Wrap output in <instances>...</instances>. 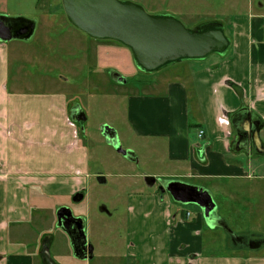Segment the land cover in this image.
Listing matches in <instances>:
<instances>
[{
    "label": "crops",
    "instance_id": "obj_1",
    "mask_svg": "<svg viewBox=\"0 0 264 264\" xmlns=\"http://www.w3.org/2000/svg\"><path fill=\"white\" fill-rule=\"evenodd\" d=\"M7 1L0 0V10ZM14 2L29 8L18 12L23 16L8 18L42 19L45 30L52 25L47 16L53 15L44 11L46 0ZM245 12L237 13L225 28L229 47L223 53L185 59L167 70L170 75L164 73L158 80V74L150 89L134 90L128 98L127 123L141 149H146L145 161L169 166L173 172L169 180L212 190L222 198L241 192L249 197L247 210L253 211L264 200L260 197L264 195V13L252 4ZM54 26L45 33L51 34ZM14 41L22 40L0 41V264H39V258L44 264L41 252L47 245L51 251L50 231L57 219L36 233L38 220L43 221V204L52 197L73 202L77 194H83L79 203L84 202L90 177L88 150L80 140L82 125L69 115L76 106L64 90L70 79L60 81L61 91L23 92L22 81L12 73L21 60V46ZM237 129L254 132L255 139H239ZM132 153L133 162H141L137 151ZM97 177L101 184L107 183L105 176ZM130 195L129 263L264 264V250L250 238L255 235L239 238L236 232L234 240L233 233L223 228L229 227V211L234 210L228 204L220 206L223 214L214 213V219L206 221L202 214L191 219L190 213L164 200L158 187L155 193L139 189ZM50 209L56 214L59 208ZM103 211L108 213L106 206ZM204 227L221 230L233 242H250V247L247 252L205 254ZM236 247L235 251L240 246Z\"/></svg>",
    "mask_w": 264,
    "mask_h": 264
},
{
    "label": "rangeland",
    "instance_id": "obj_2",
    "mask_svg": "<svg viewBox=\"0 0 264 264\" xmlns=\"http://www.w3.org/2000/svg\"><path fill=\"white\" fill-rule=\"evenodd\" d=\"M119 1L137 5L151 16L175 18L187 29L193 31L215 28L225 31V28L231 25L234 16L237 13H246L250 4L257 11L264 13V0ZM1 9L0 15L7 17L23 16L24 14L18 12L26 10L14 0H8ZM44 11H49L53 15L47 16L52 22L47 29L53 25L55 29H52L51 34H47L45 33L47 29L45 30L41 24V22L45 23V20H33L36 23L34 37L29 41H14L21 46L19 54L21 60L19 59V64L13 65L12 73L22 81L19 85L23 87L22 91L25 93L61 91L63 87L60 81L70 79L69 85L64 90L72 95V103L79 105L87 118L86 122L79 127V134L80 140L88 150L90 177L87 179L88 190L83 203L76 204L67 197L56 199L51 196L52 199H48L43 204L45 208L42 214L43 221L38 220L39 231L36 233L39 235L43 227L54 222L53 217L57 219L51 207L69 206L75 214L84 216L82 218L86 221V234L95 248V254L93 260L76 258L73 255L74 248L71 240L55 225V228L50 231L54 235V244L50 253L58 264H131L126 258L127 254H131L127 251L129 235L127 223L132 218L128 204L130 193L139 189L147 193H155L158 186L173 181L167 178L173 175V172L168 165L158 166L152 161H145L146 149H141L139 144L141 141L134 138L133 132L128 129V98L134 90L150 89L149 85L155 83L158 74V80H160L165 76L164 73H169L167 70L184 60L168 63L152 72L142 70L136 64L129 47L114 40H99L88 35L87 37L74 29L75 27L65 14L62 0H46ZM29 12L31 13L30 10ZM216 54L212 52L206 58ZM112 74H118L126 80V83L117 82ZM106 129L111 130L113 138L109 139L105 136ZM79 144L82 146L81 142ZM118 147L129 153L136 150L141 162L136 164L122 156L117 152ZM150 156L153 157L149 154ZM98 175L105 176L107 183L101 184ZM166 179H168L167 182ZM204 190L211 194L216 205L219 204L215 210L217 215L223 214L222 207H227V204L234 209L232 212L229 211L230 218L227 217L230 219L229 229L233 235L237 232L236 235L240 238L253 234L255 236L250 238L257 240L254 244H259L261 250H264V242L259 237H264V200L258 209L248 211L247 203L250 200L246 194L240 192L222 198L212 190ZM161 196L164 200L190 213L191 219L197 214H202L201 216L204 217L202 209L195 204L177 203L167 192ZM260 197L264 199V195ZM222 201L225 203L222 204ZM104 206L107 207L108 213H111L110 216L102 211ZM204 229L205 254L224 255L247 252L246 247H250V242L243 241V244L233 242L232 235L230 237L219 229L212 232L207 231L206 227ZM41 245L42 242L39 241L38 247ZM235 247L238 250L235 251ZM37 257H39L38 254H36ZM38 262L41 264V258Z\"/></svg>",
    "mask_w": 264,
    "mask_h": 264
},
{
    "label": "water",
    "instance_id": "obj_3",
    "mask_svg": "<svg viewBox=\"0 0 264 264\" xmlns=\"http://www.w3.org/2000/svg\"><path fill=\"white\" fill-rule=\"evenodd\" d=\"M62 3L68 20L75 28L91 38L114 40L129 47L136 64L148 72L156 71L171 62L205 58L212 52L223 53L229 47V39L221 28L189 30L175 18L151 16L143 8L131 3L119 0H62ZM19 23L23 26L14 32V26ZM35 29L36 23L32 20L0 16L2 42L29 41L33 38ZM112 76L117 82L126 83L118 74ZM71 119L76 123L87 120L83 112ZM105 136L113 138L110 129H106ZM117 152L129 160L135 159L132 152L129 153L121 147L117 148ZM160 192H167L177 203L197 205L202 209L205 219L213 220L217 205L211 194L203 188L170 181L161 186ZM83 198V194H77L73 202L79 203ZM56 218L57 227L69 236L71 227L74 226L78 240L87 247L83 254L74 247L73 255L81 260H92L93 246L88 245L84 219L74 217L73 210L66 206L56 211ZM223 228L229 229L227 225H223ZM228 232L232 234L231 230ZM41 253L44 264H55L49 245L44 246Z\"/></svg>",
    "mask_w": 264,
    "mask_h": 264
},
{
    "label": "flooded vegetation",
    "instance_id": "obj_4",
    "mask_svg": "<svg viewBox=\"0 0 264 264\" xmlns=\"http://www.w3.org/2000/svg\"><path fill=\"white\" fill-rule=\"evenodd\" d=\"M23 25L21 24V23H19V24H16L15 26H14V32H17L21 27H22ZM215 29H217V28H215ZM80 113H82V109H81V107L79 106V105H76V106H74V107H72L71 108V116H74V117H76L77 115H79ZM78 124H80V125H82L83 123H78ZM236 135L238 136V138L239 139H246V140H250V139H255L254 138V132H253V134H252V132L251 131H246V130H244L242 133L241 132H239L238 131V129L236 130ZM166 185V184H165ZM164 185V186H165ZM160 188H161V185L160 186H158V191H159V193H161L160 192ZM61 207H64V206H61ZM66 207H69V206H66ZM69 208H71V207H69ZM72 209V208H71ZM73 210V209H72ZM106 212H104V214H105ZM73 214H74V217H77V218H79V217H83V216H81V215H77V214H75L74 213V211H73ZM107 215H111V213L109 212V213H106ZM212 219H214V216H213V218ZM85 221V220H84ZM74 226H72L71 227V236H69V235H67L68 237H69V239L71 240V243H72V246H73V248L74 247H76L77 248V250L79 251V252H82L81 254H83V252H86V246H84L83 245V243H82V241H80V240H78V234H77V232L76 231H74ZM228 231H230L229 229H227ZM85 231H86V221H85ZM232 236L234 237V240H237V238H235V236L232 234ZM87 239H88V237H87ZM89 244H91L90 242H89V240H88V245ZM92 245V244H91ZM93 246V245H92ZM127 251H128V249H127ZM93 254H95V248H94V246H93ZM94 258V257H93ZM93 260V259H92ZM47 264V263H46ZM56 264V263H55Z\"/></svg>",
    "mask_w": 264,
    "mask_h": 264
},
{
    "label": "built area",
    "instance_id": "obj_5",
    "mask_svg": "<svg viewBox=\"0 0 264 264\" xmlns=\"http://www.w3.org/2000/svg\"><path fill=\"white\" fill-rule=\"evenodd\" d=\"M202 136H203V132L201 131V132H199V137H202Z\"/></svg>",
    "mask_w": 264,
    "mask_h": 264
},
{
    "label": "trees",
    "instance_id": "obj_6",
    "mask_svg": "<svg viewBox=\"0 0 264 264\" xmlns=\"http://www.w3.org/2000/svg\"><path fill=\"white\" fill-rule=\"evenodd\" d=\"M181 61V60H180Z\"/></svg>",
    "mask_w": 264,
    "mask_h": 264
}]
</instances>
